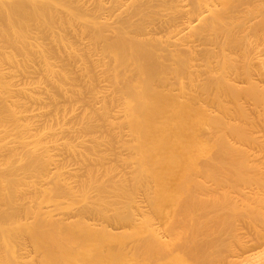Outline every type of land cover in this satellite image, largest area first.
<instances>
[{
  "label": "bare ground",
  "instance_id": "1",
  "mask_svg": "<svg viewBox=\"0 0 264 264\" xmlns=\"http://www.w3.org/2000/svg\"><path fill=\"white\" fill-rule=\"evenodd\" d=\"M0 264H264V0H0Z\"/></svg>",
  "mask_w": 264,
  "mask_h": 264
}]
</instances>
